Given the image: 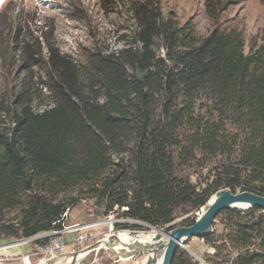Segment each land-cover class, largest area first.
Masks as SVG:
<instances>
[{
	"label": "trees",
	"instance_id": "trees-1",
	"mask_svg": "<svg viewBox=\"0 0 264 264\" xmlns=\"http://www.w3.org/2000/svg\"><path fill=\"white\" fill-rule=\"evenodd\" d=\"M230 1L204 0L215 28L203 38L189 21L163 16L157 0L134 2V43L91 55L88 71L51 49L53 104L39 112L19 96L14 126L0 131L8 235L61 229L81 199H94L100 215L166 227L185 213L193 224L223 188L264 196V31L246 52L243 26L220 22ZM206 164L210 179L198 190L184 169ZM17 208L16 224L3 222ZM219 217L224 231L202 237L214 247L208 263L264 264V211L228 208ZM172 264L196 262L177 248Z\"/></svg>",
	"mask_w": 264,
	"mask_h": 264
},
{
	"label": "rangeland",
	"instance_id": "rangeland-1",
	"mask_svg": "<svg viewBox=\"0 0 264 264\" xmlns=\"http://www.w3.org/2000/svg\"><path fill=\"white\" fill-rule=\"evenodd\" d=\"M139 1L145 0H0V131L14 126L13 110L17 107L15 102L19 96L23 98L27 95L32 100L33 110L39 112L53 104L46 88L51 49L68 55L83 71H88L91 55L111 53L133 44L136 30L133 4ZM157 1L160 2L163 16L174 17L181 25L189 21L202 38L215 28L205 13L204 0ZM262 2L231 0L222 14L220 22L223 27L229 24L243 26L246 52L261 43L264 31ZM211 168L212 164H206L191 170L185 168L184 172L198 190H202L210 179ZM75 196L77 190L61 195L65 200ZM70 208L67 224L86 226L84 232L88 240L77 243V232L69 231L65 234L67 252L49 260L50 264L60 258L64 261L68 255L85 250L106 238L107 234L125 231L138 236L142 232L152 231L145 223L118 218L116 213L100 215L99 207L91 198L81 199ZM20 213V208L10 211L3 222L16 224ZM195 215L198 218V211ZM192 216V213L181 214L171 224L158 228L170 231L168 227L171 225V229L191 225ZM221 218L215 219L211 233L219 235L224 231ZM115 223H126L131 227H117ZM88 224L93 226L89 227ZM14 228L18 230V227ZM52 231L31 237L37 239L28 241L25 246L31 247L35 253L38 244L45 246L54 238ZM18 233L8 235L0 224V247L25 239ZM179 248L190 255L196 264H209L208 260L214 252L212 244L201 237L189 238ZM144 257L141 254L119 260L116 254L102 248L91 251L78 264H139ZM31 262L37 264L39 254L31 256Z\"/></svg>",
	"mask_w": 264,
	"mask_h": 264
},
{
	"label": "water",
	"instance_id": "water-1",
	"mask_svg": "<svg viewBox=\"0 0 264 264\" xmlns=\"http://www.w3.org/2000/svg\"><path fill=\"white\" fill-rule=\"evenodd\" d=\"M252 207H259L264 211V196L257 193L248 191V190H237L233 192L230 188H223L214 193L207 203L201 207L198 218L195 222L188 226H180L170 231H164L162 228L152 226L150 224H144L150 229L162 230L164 234H168V241L164 242L163 235L157 234L155 236V244H142L138 243L135 247L128 245L129 250L120 249L117 250L115 246L120 242L117 234H107L105 237L85 249L91 251L99 250L102 248L107 249L109 252H112L118 256H124L126 258H133L136 255H149L155 254L163 249V246L166 245L164 252V258L161 264H172L174 255L177 248L182 246L189 238L192 237H204L210 234L213 231V223L217 215L225 209L228 208H238L247 210ZM200 213V212H198ZM136 238V237H135ZM136 244V240L133 241ZM131 246V247H130ZM73 259L69 264H78V256L75 253ZM144 264H157L156 255L149 257Z\"/></svg>",
	"mask_w": 264,
	"mask_h": 264
},
{
	"label": "built area",
	"instance_id": "built-area-1",
	"mask_svg": "<svg viewBox=\"0 0 264 264\" xmlns=\"http://www.w3.org/2000/svg\"><path fill=\"white\" fill-rule=\"evenodd\" d=\"M71 208L68 207L61 218V224L62 228L58 230H53L52 235L54 238H52L45 246L37 245V251L35 253H31L30 255L23 256V259L25 261V258L30 259L31 256H34L35 254H39V262H48L52 258H55L57 255H63L67 252V244H66V238L65 234H67L69 231H75L77 232V237L75 239V242L77 243H83L86 240H88V236L84 232L85 229H87L86 226L81 225L79 223L75 224H67L66 220L69 217ZM93 225H89L91 227ZM36 240L37 238H25L20 241H16L14 244H18L20 242L27 243L31 240ZM18 256H13L11 253L9 255H3L0 254V264H6L8 260L12 259H18Z\"/></svg>",
	"mask_w": 264,
	"mask_h": 264
},
{
	"label": "bare ground",
	"instance_id": "bare-ground-1",
	"mask_svg": "<svg viewBox=\"0 0 264 264\" xmlns=\"http://www.w3.org/2000/svg\"><path fill=\"white\" fill-rule=\"evenodd\" d=\"M202 211H200L199 214H201ZM88 225H91V224H88ZM152 231H149V232H142L140 233V235L138 236H132L131 234H129V232H119L117 233V236L119 237L120 239V242L115 246V248L117 250H120V249H124V250H129L130 248L128 247V245H131L133 247H135L138 243H141L142 244H155L157 241H155V236H157V234H162L163 235V240L166 244V242L168 241V234H164V232L162 230H158V229H151ZM136 237V238H135ZM136 240V244L133 243V241ZM35 244V243H34ZM4 246V245H3ZM130 246V247H131ZM8 248L7 246L5 247H2V252L5 250V253H7V255H9V250L6 249ZM165 249H166V245L163 246V249L160 250L159 252L155 253V254H150L149 255H145V257L143 258V260H141V262L139 264H144V262L149 258V257H152V256H155L156 255V259H157V264H161L162 261H163V258H164V252H165ZM72 253V252H70ZM90 253L89 250L85 249L83 251H80V252H77V256H78V259H77V262L79 263L80 260H82L84 257H86L88 254ZM67 260H68V263L69 264L71 262V260L74 258L73 255H68L67 257H65ZM62 259V258H60ZM60 259L58 262H60ZM121 259H126L128 260L129 258H126L124 256H120V260ZM25 262L26 264H32L31 260L30 259H27L25 258ZM37 264H49L48 262H38Z\"/></svg>",
	"mask_w": 264,
	"mask_h": 264
},
{
	"label": "crops",
	"instance_id": "crops-1",
	"mask_svg": "<svg viewBox=\"0 0 264 264\" xmlns=\"http://www.w3.org/2000/svg\"><path fill=\"white\" fill-rule=\"evenodd\" d=\"M93 225H96V223L95 224L93 223ZM3 245H2V247H5ZM25 245H26V243H24V242H21V243H18V244L6 245L8 247L6 249L9 250V253H11L13 256H18L19 257L18 259H15V260L14 259L8 260L6 262V264H26V262L23 259V256L30 255L32 253V250H31V247H28V246H25ZM2 247H0V254L7 255V253H5V250L2 252ZM30 260H31V258H30ZM58 261L59 260H57L56 263H54V264H61L62 262L64 264L68 263V260L66 258H65L64 261H63V259H60V262H58Z\"/></svg>",
	"mask_w": 264,
	"mask_h": 264
}]
</instances>
